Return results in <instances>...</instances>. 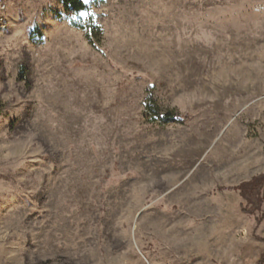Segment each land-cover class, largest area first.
I'll return each mask as SVG.
<instances>
[{
	"label": "rangeland",
	"instance_id": "obj_1",
	"mask_svg": "<svg viewBox=\"0 0 264 264\" xmlns=\"http://www.w3.org/2000/svg\"><path fill=\"white\" fill-rule=\"evenodd\" d=\"M263 173L264 0H9L0 264H264Z\"/></svg>",
	"mask_w": 264,
	"mask_h": 264
},
{
	"label": "trees",
	"instance_id": "obj_2",
	"mask_svg": "<svg viewBox=\"0 0 264 264\" xmlns=\"http://www.w3.org/2000/svg\"><path fill=\"white\" fill-rule=\"evenodd\" d=\"M240 193L245 200H249L250 202L251 195H255L258 201L264 200V173L254 177L250 182L241 185Z\"/></svg>",
	"mask_w": 264,
	"mask_h": 264
},
{
	"label": "built area",
	"instance_id": "obj_3",
	"mask_svg": "<svg viewBox=\"0 0 264 264\" xmlns=\"http://www.w3.org/2000/svg\"><path fill=\"white\" fill-rule=\"evenodd\" d=\"M9 0H0V25L3 26L4 20L7 16Z\"/></svg>",
	"mask_w": 264,
	"mask_h": 264
},
{
	"label": "snow or ice",
	"instance_id": "obj_4",
	"mask_svg": "<svg viewBox=\"0 0 264 264\" xmlns=\"http://www.w3.org/2000/svg\"><path fill=\"white\" fill-rule=\"evenodd\" d=\"M83 2L85 4H87L89 2V0H83ZM81 15H89L87 12H82Z\"/></svg>",
	"mask_w": 264,
	"mask_h": 264
}]
</instances>
